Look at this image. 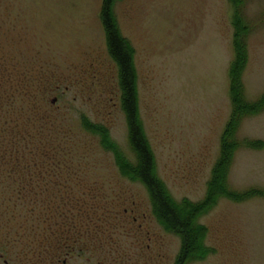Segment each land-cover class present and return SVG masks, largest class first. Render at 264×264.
Here are the masks:
<instances>
[{
    "label": "rangeland",
    "instance_id": "1",
    "mask_svg": "<svg viewBox=\"0 0 264 264\" xmlns=\"http://www.w3.org/2000/svg\"><path fill=\"white\" fill-rule=\"evenodd\" d=\"M101 2L0 0V264L31 262V239L48 237L42 207L58 191L52 173L80 177V187H89L110 213V226L119 227L112 236L115 248L124 257L117 256L118 264H173L179 252L180 238L159 225L145 188L124 178L112 154L81 125L85 117L106 126L133 158ZM243 4L252 32L242 80L245 99L255 102L264 93V0ZM232 12L228 0L114 4L120 32L135 50L139 116L156 172L177 201L204 198L219 155L231 113ZM237 139L264 143V111L242 121ZM51 158L71 162L48 166ZM227 182L235 192L264 190V147H239ZM71 186L83 192L75 182ZM77 207L79 214L74 207L67 217L76 225L89 206ZM199 223L214 253L190 264H264V198H220Z\"/></svg>",
    "mask_w": 264,
    "mask_h": 264
},
{
    "label": "trees",
    "instance_id": "2",
    "mask_svg": "<svg viewBox=\"0 0 264 264\" xmlns=\"http://www.w3.org/2000/svg\"><path fill=\"white\" fill-rule=\"evenodd\" d=\"M117 0H102L100 7V22L103 28L106 48L110 59L116 66L118 73V86L120 90V106L124 114L127 125V140L133 158H128L117 143L111 138L110 130L102 125L90 122L85 117L81 118V125L88 133L95 135L99 139L101 147L110 152L119 173L126 179L141 184L149 197L152 213L164 229V231L176 235L180 238L179 252L173 264H190L196 261L205 260L214 253V249L206 244L207 228L199 223L200 218L207 215L216 205L220 198H225L235 203L247 201L252 198H264V190L249 189L235 192L228 186V173L233 161L234 154L239 147L249 149H261L264 147L262 141L243 140L239 142L237 132L242 121L247 117L259 115L264 111V93L255 102H248L245 99L243 73L248 62V38L252 32L244 15L243 0H228L232 6V49L233 60L230 63L229 77V98L231 103V113L226 125L220 135V148L217 161L215 162L210 179L206 183L205 196L201 201L193 202L188 198L180 201L175 200L170 194L164 182L158 177L153 151L144 132L139 116L138 91L136 70L134 66L135 50L130 41L125 38L119 29L116 16L114 14V4ZM63 158V157H62ZM52 163L48 166L69 165L70 160L51 158ZM55 159V160H54ZM8 164V163H6ZM54 175H68L66 173H52ZM40 181L44 175H38ZM33 179V177H32ZM30 180L31 191L35 180ZM75 182L77 190L83 189L78 194L76 188L71 186ZM67 193L62 199L64 204H58V215L63 216L66 211L72 213L74 207L78 213L77 205L91 206V200L95 197L90 188L82 186V179L78 176L68 175ZM35 187V185H34ZM29 189V192H31ZM21 195L22 193L19 192ZM89 195L91 198L84 197ZM25 195V194H24ZM47 198V194L44 196ZM95 201V200H94ZM89 203V204H88ZM45 216L48 217L50 228L45 229L48 237H59L64 230L59 223H50L51 212L46 208ZM54 213L56 215L57 213ZM101 208L97 215L107 216ZM89 211H86L88 213ZM76 213V214H77ZM79 214V213H78ZM53 215V216H54ZM71 215V214H69ZM56 218V217H53ZM68 221H70L68 219ZM76 228V227H75ZM106 228V229H104ZM71 232L74 227L68 226ZM101 233L111 230L108 225L101 223ZM14 240L10 242L14 243ZM32 241V239H31Z\"/></svg>",
    "mask_w": 264,
    "mask_h": 264
},
{
    "label": "flooded vegetation",
    "instance_id": "3",
    "mask_svg": "<svg viewBox=\"0 0 264 264\" xmlns=\"http://www.w3.org/2000/svg\"><path fill=\"white\" fill-rule=\"evenodd\" d=\"M53 177L52 182H55L58 191L52 193L50 199L47 201L46 208L51 212L49 216L50 223L51 221L54 224L59 223V225H63L64 230L59 237L32 239L33 257L31 262L24 264H118L116 261L117 256L120 255V259L124 257L115 248L116 245L118 246V242L112 236L119 227L110 226L112 224L109 222L110 213L104 211L107 214L106 217L105 215L101 217L96 214L97 222H95V212L101 208V205L96 201H92L91 206L88 207V211L90 212L81 217L82 222L78 223V225H76L77 222L68 221L66 211H62L64 212V221H62L63 216L58 215L56 206L58 204H64L62 199L66 197L68 175H53ZM91 193L94 195L93 197H96L95 193ZM132 204L134 205V202ZM55 211L57 213L56 215H54ZM123 211V213H127L126 208ZM131 211L134 212L133 210ZM87 216L88 219L90 218L89 222L83 223L84 220L87 221L85 219ZM132 220L135 221L136 218L133 217ZM101 223L107 224L108 228L111 227L108 235L107 232L101 235V232L106 229H101ZM68 226L74 227V229L69 232L70 230L67 229ZM113 255H116V257L114 258ZM4 264H8V262L4 260Z\"/></svg>",
    "mask_w": 264,
    "mask_h": 264
}]
</instances>
